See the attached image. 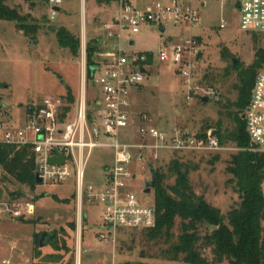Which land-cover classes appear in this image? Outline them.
I'll return each instance as SVG.
<instances>
[{"label": "rangeland", "instance_id": "rangeland-1", "mask_svg": "<svg viewBox=\"0 0 264 264\" xmlns=\"http://www.w3.org/2000/svg\"><path fill=\"white\" fill-rule=\"evenodd\" d=\"M149 1L154 0H134L133 3L141 7L148 5ZM6 4L17 10L20 20H0V109L4 112L0 119H6L12 129H18L28 106L45 97H66L68 91L73 100L67 102L76 107L84 77L89 106L96 108L92 101L102 95L99 88L86 78V50L82 41L84 37L86 47L87 44L96 47L93 58L100 61L101 57L96 54L109 50V46L101 42L106 38L103 24L116 14V4L62 0L60 11L53 19L47 0H7ZM221 19L226 20L225 28L219 27ZM60 26L79 38L77 55L58 44L56 29ZM164 28L165 31L161 32L157 24H148L142 25L136 34L124 32L122 45L128 50L156 54L164 39L171 37L178 42L191 34L200 35L197 77L186 82L176 72L175 64L156 60L148 66V79L132 90V112L136 117L140 113L147 114L164 132L171 131L174 126L195 132L215 129L219 119L222 131L231 130L233 123L223 114L225 109L222 106L235 98L236 72L231 68L232 59H237L244 67L250 65L255 48H264V33L240 31L234 5H220L211 0L200 10L196 26L168 23ZM128 40L134 41L132 46H128ZM222 50L227 52L226 57H222ZM209 89L216 91V98L207 97ZM204 96L207 101H202ZM121 139L131 142L136 136L131 137L130 130H127L121 134ZM223 146L216 152L218 159H213L215 153L178 157L197 166L189 173L195 192L226 215L238 202V196L226 184L225 167L238 149L230 141ZM167 156L168 153L162 152V157ZM112 158L111 148H94L85 169L86 182L101 181L103 167L110 164ZM170 159L154 167L165 168ZM130 168L134 177L125 182L126 189L137 195L141 202L151 204L153 190L144 193L145 184L151 180L150 168L144 161L137 160ZM3 175L0 168V264L5 260L16 264L170 263L161 255L166 245L147 239L144 231L129 228L113 231L103 220L101 205L84 200L79 209L72 178L63 183H39L30 189L11 178L2 181ZM18 191L22 193L20 199L11 200L13 193ZM27 204L33 206L31 213L27 212ZM7 207L21 211V215H12ZM177 229L178 221L173 229L174 235ZM205 230L202 228L201 232ZM43 232L52 233L53 238L47 239V244L40 247L34 243L33 236ZM110 232H113L112 236L108 235ZM203 255L207 264H212L210 249H204Z\"/></svg>", "mask_w": 264, "mask_h": 264}, {"label": "built area", "instance_id": "built-area-1", "mask_svg": "<svg viewBox=\"0 0 264 264\" xmlns=\"http://www.w3.org/2000/svg\"><path fill=\"white\" fill-rule=\"evenodd\" d=\"M134 0H114L116 14L103 24L106 38L102 44L109 50L99 53L90 81L99 88L102 97L92 101L90 107L85 93V77L76 107L65 97H45L29 106L24 121L18 129H12L6 119H0V143L28 145L34 157V176L37 172L41 183H63L73 179L77 204L95 202L102 207L104 222L113 231L117 228L142 230L156 225L154 201L143 203L138 196L125 187V182L134 177L130 165L144 161L151 169L165 159L175 155L210 154L221 151L215 129H208L204 135L174 126L171 131L159 130L147 114L134 115L132 112V90L139 88L148 79V66L158 62H171L176 72L190 82L197 76L200 59V35L174 42L171 37L164 39L160 50L153 54L148 51L128 50L122 45L123 33L136 34L142 25L157 24L165 31V25L196 26L200 10L208 0H154L148 5L137 7ZM220 5L232 3L238 11L239 28L245 33H264V0H211ZM50 18L53 19L62 0H47ZM221 19L220 28L226 27ZM163 31V32H164ZM162 32V31H161ZM133 40H128L132 46ZM82 47L86 50L83 37ZM189 91L191 87L188 86ZM210 99L216 98V91L206 92ZM206 97V96H205ZM189 98V97H188ZM31 107V108H30ZM97 107L100 109L97 110ZM94 108V109H93ZM4 112L0 109V116ZM246 131L250 139V150L264 153V68L254 80L249 104L244 112ZM130 130L136 140L121 139V134ZM128 133V132H127ZM128 135V134H127ZM111 148L113 160L103 167L102 179L87 183L85 169L94 148ZM130 149H135L132 153ZM162 152L168 153L162 157ZM63 157L62 163H50L49 158ZM33 206L27 204L28 213ZM7 209L14 216L21 211ZM81 220V218H79ZM113 235V232L108 234ZM4 264H13L5 260Z\"/></svg>", "mask_w": 264, "mask_h": 264}, {"label": "trees", "instance_id": "trees-1", "mask_svg": "<svg viewBox=\"0 0 264 264\" xmlns=\"http://www.w3.org/2000/svg\"><path fill=\"white\" fill-rule=\"evenodd\" d=\"M95 1L109 4L114 0ZM6 2L0 0V20L17 22L20 20L17 10ZM56 39L61 47L77 55L80 40L65 27L56 29ZM95 52L96 47L87 44V79L96 63L93 58ZM221 55L226 57L227 52L222 50ZM263 66L264 48L261 47L255 48L250 65L244 67L240 62L231 63V68L236 72L233 84L235 98L222 108L233 127L222 131L221 120L216 123L215 131L220 144L230 141L238 149L230 156L225 167L228 175L226 184L238 196V202L226 215L193 189L189 173L196 165L181 161L175 155L165 168L158 166L150 169L154 177L152 190L156 225L142 231L147 239L166 245L161 255L170 263L158 264H207L203 255L206 248L211 251L212 264H264V153L250 150V139L242 118L250 101L255 77ZM65 98L72 101V93L68 91ZM27 111H30L29 106ZM206 131L198 133L204 135ZM213 159H218L216 153ZM0 168L4 172L2 181L11 178L30 189L36 186L34 157L28 145L0 143ZM170 179L172 182H168ZM177 221V234L174 235ZM202 228L206 230L201 232ZM49 238H53L52 233L48 235ZM122 264L131 263L127 261Z\"/></svg>", "mask_w": 264, "mask_h": 264}, {"label": "water", "instance_id": "water-1", "mask_svg": "<svg viewBox=\"0 0 264 264\" xmlns=\"http://www.w3.org/2000/svg\"><path fill=\"white\" fill-rule=\"evenodd\" d=\"M54 10L56 11H60V8L59 7H53ZM161 31L163 32L164 30L161 29ZM32 45H34V43H32ZM232 63L233 64H236L237 63V59L233 58L232 59ZM95 69V67H92L91 70L93 71ZM202 101H207V97H202ZM31 108V107H30ZM242 118H244V114H242ZM49 162L50 163H62L63 162V157H60L58 159L56 158H49ZM34 181L36 184H39L42 182L41 178H39L37 172L35 173V176H34ZM153 184H154V177L151 176V180L149 182H147L145 184V188H144V193H150L152 187H153ZM21 191H18L16 194H14L13 196L10 197L11 200H18L20 199V196H21ZM47 239H48V233L46 232H43L41 234H37L35 233V244H38L40 247H43L47 244Z\"/></svg>", "mask_w": 264, "mask_h": 264}, {"label": "flooded vegetation", "instance_id": "flooded-vegetation-1", "mask_svg": "<svg viewBox=\"0 0 264 264\" xmlns=\"http://www.w3.org/2000/svg\"><path fill=\"white\" fill-rule=\"evenodd\" d=\"M37 234H41V233H37ZM33 241L35 242V234H34V236H33Z\"/></svg>", "mask_w": 264, "mask_h": 264}, {"label": "crops", "instance_id": "crops-1", "mask_svg": "<svg viewBox=\"0 0 264 264\" xmlns=\"http://www.w3.org/2000/svg\"><path fill=\"white\" fill-rule=\"evenodd\" d=\"M97 57H99V55L96 54ZM13 264H16V263H13Z\"/></svg>", "mask_w": 264, "mask_h": 264}]
</instances>
